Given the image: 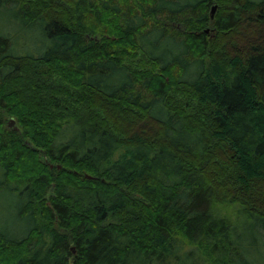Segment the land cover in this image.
Listing matches in <instances>:
<instances>
[{
	"label": "trees",
	"instance_id": "16d2710c",
	"mask_svg": "<svg viewBox=\"0 0 264 264\" xmlns=\"http://www.w3.org/2000/svg\"><path fill=\"white\" fill-rule=\"evenodd\" d=\"M0 264H264V0H0Z\"/></svg>",
	"mask_w": 264,
	"mask_h": 264
},
{
	"label": "water",
	"instance_id": "95a60500",
	"mask_svg": "<svg viewBox=\"0 0 264 264\" xmlns=\"http://www.w3.org/2000/svg\"><path fill=\"white\" fill-rule=\"evenodd\" d=\"M216 7H213L212 8V12H211V16H212V18H214V14H215V12H216ZM207 33L209 32L208 30L206 31ZM16 124V120H15V118H11L10 119V121H9V126H14V128L16 129V130H19V128L15 125Z\"/></svg>",
	"mask_w": 264,
	"mask_h": 264
},
{
	"label": "rangeland",
	"instance_id": "374dc122",
	"mask_svg": "<svg viewBox=\"0 0 264 264\" xmlns=\"http://www.w3.org/2000/svg\"><path fill=\"white\" fill-rule=\"evenodd\" d=\"M216 8H217V7H216ZM213 19H214V18H213ZM208 31H210V29H208ZM10 119H11V118H10ZM10 119H9V121H10ZM16 124H17V123H16ZM16 124H15V125H16Z\"/></svg>",
	"mask_w": 264,
	"mask_h": 264
}]
</instances>
